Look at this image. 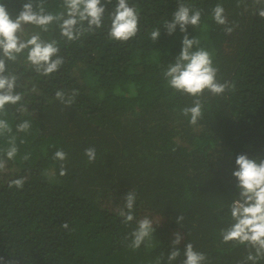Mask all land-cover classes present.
Returning a JSON list of instances; mask_svg holds the SVG:
<instances>
[{"label": "trees", "instance_id": "trees-1", "mask_svg": "<svg viewBox=\"0 0 264 264\" xmlns=\"http://www.w3.org/2000/svg\"><path fill=\"white\" fill-rule=\"evenodd\" d=\"M28 2L36 12L63 14L47 31L25 24L19 33L25 41H56L53 59L63 64L45 76L27 60L28 49L15 60L0 49L4 75L16 76L22 97L0 113L12 129L0 135V264H184L188 244L205 255L200 264H264V256L248 259L256 255L251 244L221 236L235 222L231 205L240 198L236 158L264 160V0H128L139 13L128 41L109 35L118 0H102L101 27L78 20L76 40L61 33L65 0H0L13 19ZM181 4L199 10L200 23L170 35L165 22ZM217 4L225 9L223 25L213 18ZM185 35L200 41L194 50L213 54L217 80L228 85L199 97L196 125L182 110L197 98L164 77ZM57 91L73 102L57 99ZM25 120L31 128L18 131ZM13 138L18 153L8 159ZM90 147L97 150L93 162L85 155ZM58 150L65 161L54 158ZM130 192L134 219L126 221L120 213L128 212ZM144 218L153 232L134 248ZM173 251L179 255L170 259Z\"/></svg>", "mask_w": 264, "mask_h": 264}, {"label": "clouds", "instance_id": "clouds-1", "mask_svg": "<svg viewBox=\"0 0 264 264\" xmlns=\"http://www.w3.org/2000/svg\"><path fill=\"white\" fill-rule=\"evenodd\" d=\"M68 10V18L61 24V33L69 40H76L81 34V29H77L78 20L87 21L88 27L99 28L102 26V19L105 13V7L102 0H65ZM225 9L222 5L217 4L213 9V18L218 24H225ZM264 16V11L260 13ZM63 14L53 15L45 14L43 7L39 12L33 10L31 2L23 5V10L16 18H12L7 11L6 6L0 4V49L4 56L10 60H15L17 54L28 49L27 60L36 68L38 72L48 76L57 71L63 64V59L57 57L60 51L56 41L46 42L39 35H33L31 38L22 40L19 33L25 24H34L41 26L47 31V26L54 20L62 19ZM78 18V19H77ZM201 20L199 10L192 11L189 7L181 4L174 13V19L171 22H165V28L168 34L175 32L179 26L181 32H186L188 25H198ZM139 13L136 8L129 5L128 0H118V4L111 17V28L109 35L118 41H128L136 36L138 32ZM229 33L231 28L226 29ZM160 30L151 32V38L155 41L160 36ZM198 39H190L187 35L182 41V50L173 63H170L164 72V77L168 85L177 92L196 97L193 105L184 107L182 112L185 117H189V123L196 125L203 115V104L199 97L206 91L214 95L224 93L228 87L227 83H220L217 80L218 68L214 65L213 54L204 49L196 48L199 45ZM5 61L0 59V113H4L5 106L17 104L21 95L15 93L16 76H6ZM56 98L67 104H71V99L64 100V92L57 91ZM31 128V123L27 120L17 125V130L26 132ZM11 126L5 119H0V135L5 132H11ZM10 147L6 150L8 159H13L18 148L15 144V138L10 142ZM85 155L89 162L97 158V150L90 147L85 150ZM55 159L65 161L67 154L63 150L55 153ZM24 159H28L27 156ZM238 170L233 175L238 180L240 189V198L235 200L231 205V217L235 221L230 228L221 232L222 240L225 243L237 241L240 244L249 243L256 249V255L249 254V260H255L264 256V160L257 162L250 159L246 154H240L236 158ZM5 167L3 160H0V170ZM65 174L63 166L61 175ZM13 184L18 187L23 186V181L17 179ZM136 196L134 193H128L126 196V205L128 212H121L120 215L125 217L126 221H132L134 216L132 209ZM67 225H65L66 227ZM153 232L152 222L144 218L140 220L138 228L134 231L133 247L139 248L140 245L150 237ZM180 243L179 237L174 242ZM179 255L178 251H173L170 259H175ZM186 260L184 264H200L205 260V255L193 250L192 244L186 247Z\"/></svg>", "mask_w": 264, "mask_h": 264}]
</instances>
